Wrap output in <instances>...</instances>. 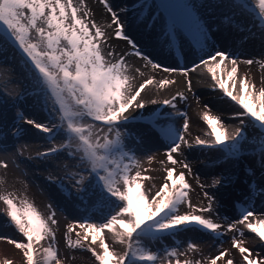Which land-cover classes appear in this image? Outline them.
I'll list each match as a JSON object with an SVG mask.
<instances>
[{"label": "snow or ice", "instance_id": "1", "mask_svg": "<svg viewBox=\"0 0 264 264\" xmlns=\"http://www.w3.org/2000/svg\"><path fill=\"white\" fill-rule=\"evenodd\" d=\"M100 3L111 13V23L115 25V36L112 38L126 41L127 46L135 50L134 55L147 61L153 69L158 68L169 74L181 72L188 77L190 72H195L201 66L206 68L211 77L207 87L239 106L240 111L229 117L238 119L239 124L230 132L219 116L205 112L203 121L210 129L212 139L197 138L195 144L221 149L225 158L235 157L243 148L246 140L244 128L250 121L252 126L259 129L258 137L251 145L252 154L257 158L259 170L264 172V81L257 87L247 76H238L239 60L222 51L203 54L190 67L158 64L145 56L127 36L118 13L113 11L107 0H100ZM139 6H148V0L139 3ZM152 6L156 10L153 20L161 21L158 41L171 47L182 38L191 39L196 48L203 51L211 39V26L207 21L221 16L227 22L230 17L223 10L232 7V0H152ZM82 9L83 0L79 4L73 0H0V65L13 58L8 52L11 47L31 75V89L27 95L42 102L48 117L46 122L39 123L17 113L13 121L16 130L12 135L18 138L22 134L18 123L20 120L43 133L49 142L62 133L63 143L59 146L54 144L47 151L38 153L39 158L47 159L68 149L67 156L75 159L74 170L67 171L68 165L65 164L64 175L53 182L69 196L73 192L80 198L88 194L107 207L118 205L103 223L77 222L82 235L76 233V245L83 248V242L87 241V250L94 256L96 264H150L157 256L145 249V240L175 234L182 227L191 226L217 233L221 224L203 215L193 214L212 213L213 205L217 202L216 193H203L209 201L207 207L194 206L188 196L191 185L184 172L176 174L175 167L166 170L165 182L154 193V185L149 187L143 183L151 177L143 176L138 170L134 153L125 151V140L129 135L125 125L136 119L134 114L127 115L130 110L134 113L146 108L141 94L154 84V79L149 77L134 86L126 71L127 53L115 62L106 59V56H114L113 52L104 51L106 34L95 20H89V11L80 15ZM258 9L264 22V0H258ZM243 63L252 65L254 61L246 60ZM222 65L224 71L218 76L217 70ZM171 83L174 81L161 79L159 86L163 89ZM187 88L193 91L191 79L187 80ZM177 98L187 100L183 93H178L162 101L163 106L175 110L170 113L172 117H184L182 129L169 127L162 130L163 135L172 138L165 155L170 164L182 163L190 173V166L173 155L182 156V146H192L184 135L189 131V119L187 113L177 109ZM150 102L153 105L158 103L155 99H150ZM4 103L0 99V106ZM203 107L208 108L204 104ZM2 117L3 113L0 112ZM57 119L59 124L56 123ZM4 139L6 134L0 124V141ZM7 167V162L0 160V168ZM134 168L137 170L133 174ZM225 180L223 177L217 178L213 186H224ZM0 200L6 205L7 216L27 242L7 237L0 239H7L9 244H14L20 250L23 254L22 264H40L36 256L39 248L46 253L45 264H60L54 248L56 212L45 218L31 204L18 207L11 195H0ZM112 201H115V205ZM182 205H187L193 212H181ZM255 215L254 211L246 209L238 220L227 227V231L240 234V238L234 236L231 240V248L239 253V264H264V256L245 246L243 230L236 227L242 225L264 245V219H249ZM105 230L122 246L121 251L110 249L103 236ZM67 232H73V227L69 226ZM41 241L49 242V246L44 247ZM97 242L100 251L92 247ZM187 247L195 250L192 243ZM182 254L178 249L169 251L168 264H181L176 257ZM218 261L237 264L234 258H229V250L220 251L208 260V264H217ZM183 264L192 262L185 260ZM194 264L201 262L195 261Z\"/></svg>", "mask_w": 264, "mask_h": 264}, {"label": "bare ground", "instance_id": "2", "mask_svg": "<svg viewBox=\"0 0 264 264\" xmlns=\"http://www.w3.org/2000/svg\"><path fill=\"white\" fill-rule=\"evenodd\" d=\"M73 2L79 4L80 0H73ZM107 2L113 11L118 13L127 36L136 43L145 56L154 62L169 67V65L173 64L172 57L173 59L175 58L174 64L183 63L184 67H190L194 62L193 59L198 61L203 54L222 51L230 57L239 60L238 76H247L257 87L264 81V22L261 21L259 16L258 0H238V2L237 0H232V7L223 10L230 17L227 22L221 16L209 19L207 22L211 26V39L203 51L197 49L191 39L182 38L176 45L171 47L162 41H158L157 34L161 31V24L160 20H153L156 10L152 6V0H148V6L144 8L139 6V3H143L144 0H139V3L138 0H107ZM84 11H89V20H95L100 27L108 30L109 27L113 26L115 29V25L111 23V13L100 3V0H83L81 16H83ZM256 15L258 17H255ZM114 29L110 33L111 36L104 30L107 39V42L103 45L104 51L106 53H114V56H106V59L115 62L120 59L122 54L127 53L125 57L126 71L134 86H138L139 83H143L149 77L154 79V84L149 85L145 92L141 94L145 99L146 108L135 110L134 113L130 110L127 115L131 116L134 114L136 121L146 122L147 125L153 124V128L163 135L162 130L165 128L182 129L184 117L179 115L172 117L170 113L175 110L163 106L162 101L171 99L173 95L178 93H183L187 97L186 101H181L177 98L175 103L177 104V109L187 113L189 131L185 132L184 135L192 146H182L183 155H177V160L186 162L190 166L191 172L189 173L188 169H185L183 164L179 163L181 170L176 171V174L185 173L186 180L191 185L188 196L191 203L196 207L208 206L209 201L203 195L205 191L209 194L216 193L217 202L213 205V213L216 217L212 220L221 224L222 227L215 234L203 231L195 226L182 227L175 234H164V237L170 238L172 243L178 244L180 240L190 242L198 235H209L213 239V243H216L215 245L213 244L207 255L209 260L224 250L222 242L228 239L232 240L235 235L240 238L239 232L227 231L228 225L236 221V216L239 215L240 218L246 209H251L256 215L255 217H250V220L264 219V172L259 170L257 158L253 154L247 155L244 158L247 168L242 173L239 170L240 155H246V153L248 154V152L252 151L251 145L258 137L259 129L252 126L250 121L245 125L246 140L243 142L241 152L235 157L225 158V153L221 149L196 145L195 140L197 138L209 141L212 139L210 129L203 121L205 112L209 115L219 116L231 132L239 124V120L229 119V117L231 114L240 111L239 106L230 99L223 97L218 91L213 92L207 87L211 77L203 66L195 72H190L188 77H185L181 72L169 74L160 71L158 68L153 69L147 61L134 55L135 50L127 46L126 41L112 38L115 36ZM246 60H253L254 63L252 65L243 63ZM228 66L230 67V65ZM223 71L224 65L217 70L218 76ZM161 79H169L174 81V83L167 84L161 89L159 86ZM188 79L192 80V92L188 91L187 88ZM150 99H155L158 103L153 105ZM203 104L208 108L205 109ZM38 107V103L33 104L32 108L27 110V114L36 112ZM39 118L43 123L44 120L41 115H39ZM166 139L168 140L165 141H172L170 137H166ZM156 141L151 137L146 138L141 146V152L135 155L134 158L139 164L138 170L141 171L142 175L151 177V179L145 180L143 183L149 187L154 185L153 193L165 182L166 172L162 174V171L165 167L168 169L167 165L170 164L165 155L169 146L161 149ZM160 145L163 147V144L160 143ZM197 149L201 151L198 154L200 158L195 160V155L198 153ZM217 169L226 171L225 176H223V178H226L224 186L217 185L214 187L216 179L213 177L210 180V176ZM136 170V168L133 169V174ZM243 174L247 175V177L249 175L253 177L249 176L247 179ZM244 178H246L245 185L243 182ZM240 186L243 187L240 188ZM237 188L239 190L242 189L241 193H237L239 198L234 200L231 208H229V201L233 199V192ZM259 189L261 191L258 194L257 190ZM218 204L224 205V210H227V214L218 212ZM184 206L188 209V212H193L187 205ZM193 214L210 218L208 215L211 213L193 212ZM236 227L243 230L245 246L253 248L255 252L264 256V245L259 242V238L242 225H237ZM103 236L108 245L112 247L115 244L112 234L107 233V230H105ZM220 240L222 241L220 242ZM147 241L145 240L143 243ZM233 255L237 260V264H239L238 251L235 253L230 252L229 258H232ZM217 264H224V262L218 261Z\"/></svg>", "mask_w": 264, "mask_h": 264}, {"label": "rangeland", "instance_id": "3", "mask_svg": "<svg viewBox=\"0 0 264 264\" xmlns=\"http://www.w3.org/2000/svg\"><path fill=\"white\" fill-rule=\"evenodd\" d=\"M255 17L258 16L256 15ZM101 29L103 31L106 30L102 27ZM113 29L114 27L111 26L106 30L108 35L111 36L110 33ZM8 52L13 58H10L8 63L0 65V99L5 101L4 105L0 106V112L3 113V117L0 118V124L3 125L6 134V139L0 141V144L3 145L0 148V160L6 161L8 164L7 168H0V195H11L17 206L21 208L24 207L25 203L31 204L45 218L51 215L53 211L56 212L54 218L57 220V224L53 227V231L55 232L54 248L60 264H96L94 256L87 250V241L83 242V248L76 245V233L80 232L82 235V230L79 228L77 222L87 223L91 221L97 224L103 223L110 218L118 205H115V201H112L115 207H107L102 202L88 196V194H84V197L80 198L73 192L69 196L58 188L57 183L53 182L54 180L58 181V178L64 175L66 171L64 168L65 164L68 165L67 171L74 170L75 159L67 156L68 149H64L47 159L39 158L38 153L47 151L54 144L59 146L63 143L64 136L62 133L58 134L54 141L49 142L43 133H40L30 125L24 124L20 120L18 123L19 127L23 130L22 134L18 138L12 135L16 130L13 126V121L17 113L39 123H42L39 115L43 118V122H46L48 117L47 113L43 110L42 102H38L34 96L27 95L31 89L30 73L11 47H9ZM171 59L173 64L169 65V67H184L183 63L174 64L175 58L171 57ZM35 103L39 104L37 111L29 113L31 115L27 114V110L32 108ZM56 123H60L59 119L56 120ZM125 127L129 133L125 140V151L134 153V158L135 155L141 152V146L148 137L157 140L156 143L159 144V148L161 149L165 148V146H170L172 143V141H165L168 139L159 131H156L153 128V124L147 125L146 122L134 120L132 123L126 124ZM160 143L163 144V147H161ZM197 150L198 153L195 155V160L200 158L198 154L201 151ZM173 155L175 159H177V155L181 156L179 154ZM244 155H240L241 163L239 170L241 173L247 168L244 158L247 155H252V151ZM125 162L128 163V161ZM167 167H175L176 171L181 170L179 163L176 165L169 164ZM166 170V167L163 168V171L161 170L162 174H165ZM225 172L223 169L215 170L212 176H210V180L213 177L217 179L225 176ZM244 176L247 177V175ZM245 181L246 178L243 181L244 185ZM241 190L237 188L233 192V199L229 201V208H231L232 202L239 198L237 193H241ZM257 191L259 194L261 190ZM217 210L220 213L227 214V210H224V205L218 204ZM181 212H188V209L182 205ZM208 216L211 219L216 217L213 212ZM235 218V220H238L239 215ZM69 226L73 227V232L71 233L67 232ZM0 237L27 242L26 238L16 228L14 222L7 216L6 205H4L2 200H0ZM235 237L237 236L235 235ZM189 243L195 245V250L188 249ZM41 244L44 247L49 246V242L46 241H41ZM213 244L215 245L216 243H213V239L209 235H198L190 240V242L180 240L178 244L172 243L170 238L167 239L162 235L159 238L148 240L144 243V246L146 250L151 251L152 254L157 256V259L154 262H150V264H168V252L172 249H178L179 252L183 253L176 257L181 261V264L185 260L192 262V264L195 261H200L201 264H208L206 262L208 260L207 255ZM222 246H224V250H229V253L237 252L236 249L231 248V240L229 239L222 242ZM92 247L96 251H100L98 242L96 245H92ZM109 247L115 251L122 250V246L116 241L112 247L110 245ZM36 256L39 257L40 264H45L46 253H44L43 248H39ZM22 257L23 254L15 248L14 244H9L7 239H0V264H22ZM232 258L236 260L234 255Z\"/></svg>", "mask_w": 264, "mask_h": 264}]
</instances>
